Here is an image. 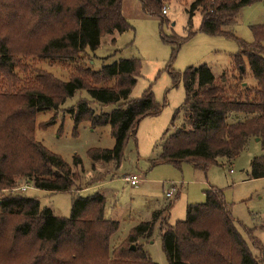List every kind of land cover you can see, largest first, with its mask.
I'll return each instance as SVG.
<instances>
[{
	"label": "trees",
	"instance_id": "obj_1",
	"mask_svg": "<svg viewBox=\"0 0 264 264\" xmlns=\"http://www.w3.org/2000/svg\"><path fill=\"white\" fill-rule=\"evenodd\" d=\"M168 1L139 0L146 15L160 17L162 22L165 21L163 7ZM256 1L259 0H194L191 3L188 37L196 32L191 19L197 11L202 16V32L233 37L240 49L231 56L232 67L224 70L219 78L206 64L189 67L183 75L169 68L175 86L180 80L184 82L185 101L176 109L172 131L158 145V154L151 159L153 165L189 162L206 172L212 165L234 160L251 139H258L264 151V24L252 28V43L240 40L233 31L224 28L233 23L242 8ZM32 3L35 13L31 12L29 19L33 22L35 18L36 22L18 40L27 42L31 30L51 33L57 28L60 35L49 39L43 48L54 59L72 60L74 55L88 49L95 52L105 35L133 29L123 14V0H39L38 4L32 0ZM38 6L42 12H37ZM3 25H7L8 36L19 35L12 28V21H5ZM15 39L0 37V73L7 79L13 78L16 67L12 52ZM166 41L175 43V52L181 45L178 41ZM60 50L65 52H56ZM246 58L255 83L247 80ZM140 69L138 59H120L104 63L94 73L101 82L112 80L111 86L91 85L87 74L76 75L57 85L44 78L40 82L44 86L34 87L25 101L22 100V106L17 107L20 109H14L7 98L10 107L0 112V142L6 140L2 145L8 152L6 160L0 157V187L14 188L15 176H22L33 180L35 187L50 192L74 190L76 179L72 167L43 144L37 147L30 135L31 132L33 135L34 112L58 109L82 90L101 105H116L111 112L96 115L86 101H80L69 111L76 127L81 121L89 120L93 126L112 128L114 146L90 149L92 167L99 161L119 164L128 139L135 135L142 119L157 116L163 109L151 88L140 98L130 97ZM55 86V93L45 90ZM182 110L186 112V119L175 127L176 116ZM31 154L38 159L33 167L24 161ZM74 163L82 165L81 158L75 156ZM250 176L264 177V153L251 160ZM205 193L204 202L187 205L184 220L169 224L161 218L163 211H156L151 221L140 222L132 228L125 241L127 245L123 243L112 251L111 237L118 230L119 221L105 216L103 194H74L71 215L60 217L51 209L42 208L36 198L11 192L0 197V264H157L144 248L145 240L152 239L157 222H160L162 248L169 264H264L261 242L262 253L254 254L238 230L223 192L211 186ZM8 218L18 220L14 228L7 225ZM140 240L144 242L138 243Z\"/></svg>",
	"mask_w": 264,
	"mask_h": 264
},
{
	"label": "rangeland",
	"instance_id": "obj_2",
	"mask_svg": "<svg viewBox=\"0 0 264 264\" xmlns=\"http://www.w3.org/2000/svg\"><path fill=\"white\" fill-rule=\"evenodd\" d=\"M194 0H169L164 4L167 13L162 22L160 17L146 15L139 0H123V14L133 28L124 33L114 32L105 35L95 52L89 51L74 55L72 60L54 59L43 50L49 39L60 35L58 29L47 33L42 30L30 32L27 42L18 40L26 36L30 27L35 24L29 16L34 12L32 0H0V37L15 39L12 52L16 61L12 75L5 78L0 73V112L10 107L22 106V100L40 84L44 78L58 82L67 81L76 75L87 74L91 85H113L112 80L102 81L94 73L104 63H112L120 59H138L141 65L137 83L131 92V98L142 97L145 90L151 88L155 100L163 105L157 116L142 119L134 136L125 146L120 163L96 162L94 168L90 159V149L112 148L115 139L110 125L93 126L89 120L81 121L75 126L74 117L69 112L76 108L80 101H86L90 109L99 115L111 112L116 105H101L86 90L77 91L58 109L34 112L31 124L33 142L43 144L51 152L60 155L71 167L76 179L72 192H50L34 186L33 180L15 176L14 188H1L0 197L13 193L24 194L36 198L42 208H49L60 217L71 215L74 194L88 196L101 193L106 197L105 216L119 221L118 230L111 237V249H118L125 242L133 227L143 221H151L157 210L162 212V220L174 224L186 218L187 205L205 201V190L214 186L220 189L230 205L232 214L240 233L247 240L254 254H261L264 248V177L251 178L250 165L255 156L264 153L261 143L251 139L247 147L232 161H224L222 165H212L205 172L195 168L192 163L180 165L159 163L153 165L152 157L158 154V145L166 134L172 131L171 121L177 108L185 101L183 80L177 86L171 71L184 74L189 67L203 64L209 66L216 78L224 70L232 67V54L239 51V43L233 37L209 35L200 30L202 16L195 12L191 21L195 34L188 37L190 5ZM39 0H37L38 4ZM8 6V7H7ZM41 7H37V12ZM35 13V12H34ZM5 21H12L17 36L7 35ZM23 23V26H21ZM2 24V25H1ZM264 24V0L256 1L242 8L234 17L231 25L224 27L233 31L234 35L246 43L254 41L252 28ZM57 26V24H56ZM58 27V26H57ZM15 33V32H14ZM178 41L181 45L173 50ZM180 40V41H179ZM56 52H65L63 50ZM55 52V56H56ZM248 82L255 83L248 60L245 59ZM170 68V69H169ZM98 80V83H97ZM51 87V86H50ZM49 90L56 92V86ZM7 98L10 101H7ZM16 104V106H15ZM30 113V110H26ZM33 113V112H32ZM186 112L180 111L176 116V125L185 121ZM30 118V115H29ZM28 118V120H29ZM35 120V121H34ZM35 122V124H34ZM3 135V134H2ZM6 140L0 142L2 161L8 157L3 148ZM27 165L33 167L38 159L31 154ZM75 156H79L82 165H75ZM8 160V159H7ZM232 170V171H231ZM136 174L143 178L137 186L131 185L125 178ZM178 184L179 191L173 199H168L165 191L169 185ZM4 189V190H3ZM18 223L15 218H8L10 229ZM160 222H157L152 239L145 240L144 248L157 264H169L162 248ZM260 240V241H259ZM144 242L140 240L138 243ZM261 242V244H260ZM254 244V245H253ZM259 247V249L255 248ZM264 252V251H263ZM113 253L110 257L113 258Z\"/></svg>",
	"mask_w": 264,
	"mask_h": 264
},
{
	"label": "built area",
	"instance_id": "obj_3",
	"mask_svg": "<svg viewBox=\"0 0 264 264\" xmlns=\"http://www.w3.org/2000/svg\"><path fill=\"white\" fill-rule=\"evenodd\" d=\"M163 13L164 14L167 13V9L166 8L163 10ZM125 179L133 186H137L143 180V178H140L136 174H131V175L127 176ZM178 191H179V188H178V185L176 183L170 185L169 188L166 191L167 198L168 199H173L175 197V195L178 193Z\"/></svg>",
	"mask_w": 264,
	"mask_h": 264
},
{
	"label": "crops",
	"instance_id": "obj_4",
	"mask_svg": "<svg viewBox=\"0 0 264 264\" xmlns=\"http://www.w3.org/2000/svg\"><path fill=\"white\" fill-rule=\"evenodd\" d=\"M142 182H143V180H142ZM177 185H178V184H177ZM169 186H170V185H169ZM169 186H168V188H169ZM168 188H167V189H168ZM167 189H166V191H167ZM166 191H165V195H166ZM166 197H167V196H166ZM157 211H159V210H157Z\"/></svg>",
	"mask_w": 264,
	"mask_h": 264
},
{
	"label": "water",
	"instance_id": "obj_5",
	"mask_svg": "<svg viewBox=\"0 0 264 264\" xmlns=\"http://www.w3.org/2000/svg\"><path fill=\"white\" fill-rule=\"evenodd\" d=\"M257 141H259L258 139H256ZM132 248H134V246H132Z\"/></svg>",
	"mask_w": 264,
	"mask_h": 264
}]
</instances>
